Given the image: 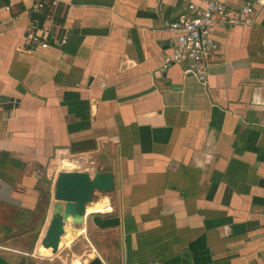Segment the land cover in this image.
<instances>
[{
	"label": "crops",
	"instance_id": "0c3cea01",
	"mask_svg": "<svg viewBox=\"0 0 264 264\" xmlns=\"http://www.w3.org/2000/svg\"><path fill=\"white\" fill-rule=\"evenodd\" d=\"M32 3L0 0V250L29 255L71 169L113 176L86 205L111 210L60 239L94 234L71 264H264V5L217 26L201 83L161 67L182 0H58L47 48L27 42Z\"/></svg>",
	"mask_w": 264,
	"mask_h": 264
},
{
	"label": "built area",
	"instance_id": "2783aa9c",
	"mask_svg": "<svg viewBox=\"0 0 264 264\" xmlns=\"http://www.w3.org/2000/svg\"><path fill=\"white\" fill-rule=\"evenodd\" d=\"M184 9L173 20H165L164 26L175 35L171 53L165 55L162 69L172 65H180L186 75L194 76L199 82L207 80L209 60L216 54L218 44L213 38L217 26L223 24L248 25L253 21L255 5H264V0L246 3L238 10H228L223 0H202L199 8L193 0H182ZM31 11L42 12L46 25L40 27L33 21L27 36L28 44L33 47H49V38H54L52 30L57 28L58 0H33ZM59 38L61 44L66 43L67 35ZM58 40V39H57ZM97 203V202H96ZM87 209V208H86ZM109 206H102L99 212L110 211Z\"/></svg>",
	"mask_w": 264,
	"mask_h": 264
},
{
	"label": "water",
	"instance_id": "95a60500",
	"mask_svg": "<svg viewBox=\"0 0 264 264\" xmlns=\"http://www.w3.org/2000/svg\"><path fill=\"white\" fill-rule=\"evenodd\" d=\"M41 26L43 16L31 13ZM7 97L0 96V103ZM113 189V176L111 172H94L90 175L83 170H61L54 180L50 215L44 234L39 237L32 257L43 259L45 255L52 257L61 248L60 239L65 234L67 225L84 224L86 221V205L92 202L95 192H108ZM47 253V254H44ZM0 264H22L10 262L0 255ZM36 264H57L37 261ZM82 264H103L99 256H94Z\"/></svg>",
	"mask_w": 264,
	"mask_h": 264
},
{
	"label": "rangeland",
	"instance_id": "374dc122",
	"mask_svg": "<svg viewBox=\"0 0 264 264\" xmlns=\"http://www.w3.org/2000/svg\"><path fill=\"white\" fill-rule=\"evenodd\" d=\"M104 194H106V192H100V194L94 195L93 201H96L98 198H100ZM70 227L73 228L72 226ZM81 227L82 226H78V225L75 226V228L78 230L81 229ZM76 234H77V231H74L72 233V236H75ZM84 234L87 235L88 239H90L91 242H94V234L92 233L91 230L90 232H87ZM84 234L77 236V238L73 242H71L69 245L61 246L58 252L52 257H49L48 255H45L43 259H39V257L38 259L35 257H32V254H34V248H29V251H30L28 252L29 255L26 256L24 259L17 258L15 260H11L10 258H8L9 254L3 250H0V255L3 257L5 256L4 257L5 259L7 257V260L10 262H16V263H22V264H36L38 260L42 262H50V263H57V264H71L75 258L80 257L81 255L80 249L84 251L87 247H90L89 242L84 237H81V236H84ZM37 239L39 240V238ZM72 247H73L72 250L74 251L73 253L71 252Z\"/></svg>",
	"mask_w": 264,
	"mask_h": 264
},
{
	"label": "bare ground",
	"instance_id": "6f19581e",
	"mask_svg": "<svg viewBox=\"0 0 264 264\" xmlns=\"http://www.w3.org/2000/svg\"><path fill=\"white\" fill-rule=\"evenodd\" d=\"M102 209V203H96V204H93V205H89L88 207H87V209H86V213L88 214V213H92V212H96V211H100ZM70 230V226L69 225H67L66 227H65V233L67 232V231H69ZM65 235V234H64ZM63 237V236H62ZM61 237V238H62Z\"/></svg>",
	"mask_w": 264,
	"mask_h": 264
},
{
	"label": "trees",
	"instance_id": "16d2710c",
	"mask_svg": "<svg viewBox=\"0 0 264 264\" xmlns=\"http://www.w3.org/2000/svg\"><path fill=\"white\" fill-rule=\"evenodd\" d=\"M58 19V22H62V19H60L59 17H57ZM47 203H48V195H47ZM47 205V204H46ZM44 211H45V208H44ZM44 215H45V212H43V214H42V217H41V221H40V225H41V223H42V221H43V219H44ZM39 231V229L37 230V232ZM36 235H37V233L35 234V236H34V238H36ZM31 247H32V245H31Z\"/></svg>",
	"mask_w": 264,
	"mask_h": 264
}]
</instances>
